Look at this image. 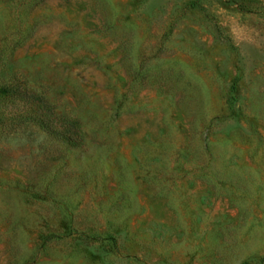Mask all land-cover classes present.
I'll list each match as a JSON object with an SVG mask.
<instances>
[{"label":"rangeland","instance_id":"374dc122","mask_svg":"<svg viewBox=\"0 0 264 264\" xmlns=\"http://www.w3.org/2000/svg\"><path fill=\"white\" fill-rule=\"evenodd\" d=\"M0 264H264V0H0Z\"/></svg>","mask_w":264,"mask_h":264}]
</instances>
